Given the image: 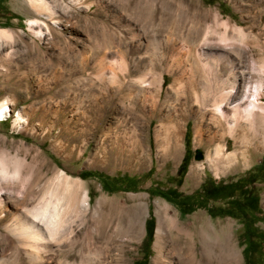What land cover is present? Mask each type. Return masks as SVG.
<instances>
[{"label": "rangeland", "instance_id": "obj_1", "mask_svg": "<svg viewBox=\"0 0 264 264\" xmlns=\"http://www.w3.org/2000/svg\"><path fill=\"white\" fill-rule=\"evenodd\" d=\"M48 9L53 11L52 17H49ZM54 19L57 22H51ZM30 21L34 23L30 24ZM2 29L8 30L12 38H0V72L4 73L10 66L15 71L19 86L6 94L0 93V102L5 95L11 98L8 101V117L0 120V159L11 168L15 158L20 161L26 158L31 167L19 162L21 176L18 178L0 174V217L6 211L5 202L14 204L13 199L30 183L34 186V203L43 204L50 200L52 205L54 198L50 194L57 185L55 175L62 169L71 180L81 181L89 195V210L84 216L78 214L79 209L76 213L66 214L65 221L70 220L65 222L64 235H60L69 236L68 231H71L70 241L60 252L56 244H50L59 253L55 254L57 257L53 256L59 264H153L158 203L168 204L170 214L188 225L204 220L217 225L216 228L224 227L225 233L220 236L229 245L234 244L240 264H264V242L254 233L259 230L264 232V168H259L264 157V144L248 165L239 159L224 171L205 167L197 169L194 176H189L190 166L206 163L209 151V147L197 144L194 135L197 116L184 108L188 118L182 123V143L174 158L158 149L154 137L159 123L157 118L153 117L148 122L146 118L133 117L122 100L128 81L140 76L134 63L140 57L150 58L153 69L164 71V81L159 88V111L166 113L167 101H163L166 94L179 89L176 77L187 80L191 75L188 66L178 67L176 57L190 54L197 57L200 76L195 80V92L198 95L217 89L233 94L237 88L243 89L246 83L254 88L259 86L264 94V0H80L79 3L71 0H0V31ZM238 29L243 36L239 35ZM39 30L41 33L36 34L35 31ZM198 32L200 36L195 39ZM189 38L194 40L191 48ZM105 44H110L104 55L105 63L119 78L110 85L114 88L121 86L116 92H110L107 88L113 87L96 82L95 91L92 90L101 101L98 105L105 103L102 95L110 100L107 108L101 109L104 110L101 128L105 130L112 126L105 151L109 150L115 135L127 127L136 129L144 141V147L137 155L126 153L123 162H117L103 152L99 146L100 133L96 135L94 128L91 129L92 119H77L65 111L64 89L75 87L73 81L77 76L85 80L92 78L97 70V65L92 62L94 50L103 48ZM234 65H237L236 69ZM70 69L78 71L68 79L66 74ZM1 73L0 84L5 79ZM150 74L148 70L146 79L151 78ZM217 78H221L220 82ZM71 91L79 92V89ZM154 93V89H149L147 95ZM90 98L83 100L86 104L84 109L92 103ZM262 100L264 104V95ZM175 105L176 115L180 118L183 108L180 104ZM243 105L245 109L251 107L248 102ZM231 109L223 105L220 107L225 115L232 114ZM17 112L25 115L28 121L16 125L14 119ZM221 143H227L228 151L235 150L233 140L227 135ZM197 154L201 155L200 159L196 158ZM85 172L101 177L82 175ZM250 173H254L256 179L247 188H253L258 195L259 212L234 210V214L238 215L235 217L212 216L204 208L186 212L187 205L180 207L171 195H168L169 198L159 195L171 188L176 189L180 196L204 194V189L211 191L216 185L246 178ZM124 175L134 179L112 182L113 178ZM104 177H107L105 185L108 188L113 190L119 186L121 190H105L101 183ZM69 184L72 187L75 185L73 182ZM9 193L13 194V198L10 199ZM233 197L242 199L238 192ZM98 199L103 200L98 204ZM208 204L214 208L227 206L224 200H209ZM251 216L256 218L252 225ZM130 220H140L142 230L137 231L136 225L132 235ZM103 230L110 235L107 241L97 235ZM0 231L3 232L1 226ZM86 231L94 236L93 242L89 243ZM10 238L13 243L6 245H16L14 237ZM246 238L249 239V248L255 251L247 258L243 244ZM2 246L5 245L0 239ZM89 250L92 254H87ZM46 257L48 260L49 256L42 255L44 260ZM22 260H16L8 251L1 264H36Z\"/></svg>", "mask_w": 264, "mask_h": 264}, {"label": "bare ground", "instance_id": "obj_2", "mask_svg": "<svg viewBox=\"0 0 264 264\" xmlns=\"http://www.w3.org/2000/svg\"><path fill=\"white\" fill-rule=\"evenodd\" d=\"M71 1L75 3L80 2V0ZM47 12L49 13V17L53 13L51 9H48ZM51 22H57V20L54 19ZM33 23V21H30V24ZM35 32L36 34L41 33L40 30ZM238 32H240V36H243L240 29H238ZM199 36L200 32L196 33L195 39H198ZM2 37L11 39L12 34L6 29H2L0 31V38ZM189 41L191 48L194 46V40H190L189 38ZM109 48L110 44H105L103 48L94 50L95 56L92 59V62L97 65V70L92 78L85 80L76 75L77 78L75 77V81H73L74 85L76 84L75 87L69 86L66 90L64 89V100L66 102L65 111L67 110L71 114L70 116L78 117L77 119L84 118L85 121L92 119L93 124H90V126L91 129L92 127L94 128L93 132L96 135L100 133L99 146L103 148V152L114 157L115 161L123 162L126 153L130 152L137 155V152L144 147V141L142 135L136 129L131 130L130 127H127L124 128L122 132H118L119 135H115V139L109 144V150L105 151L106 140L109 132L112 130V126L106 128L107 130L101 128L104 111L101 109H106L110 100L102 95V101L105 103L104 105H98L101 101L97 99V95L94 93V87L96 82H101L107 85V87H113L110 83H113V80L115 82V79L119 80L118 75L112 70V67L105 63L104 55ZM196 59L197 57L195 58L192 54L183 58L176 57L178 67L184 68L186 66L187 68L188 66L191 70V75L187 80H184L181 77H176L175 80L179 85V89L174 91V93L170 92L166 94V98L163 101V103L167 101V108H165L166 113H160L159 104L161 103V99L159 88L164 81V71L162 70L163 72H161V70L158 71L153 69L152 60L150 58L147 60L140 57L134 63V68L139 72L140 76L138 79L129 80L125 87L124 99L122 100H124V104H126V110L133 117L146 118L148 122H150V119L153 117L157 118L159 123L155 127L154 137L158 149L166 154L173 155L174 158L177 157L180 151L182 143L181 137L183 134L182 123L186 122V118H188L186 117V111L197 116V120L194 124V135L197 139V144L209 147V151L206 155V163L192 164V166H190L188 173L189 176H194L197 169H204L205 167H209L215 171L217 170L218 172L224 171L231 165L236 164L239 159L244 162V165L250 164L252 158L258 151H261L264 144L263 92L260 90L259 86L254 88L253 85H248L246 83L243 86V89L240 90L237 88L233 94L228 91L224 92V89L221 90L220 85H217L220 90L216 88L217 90L212 91V93L208 92L206 94L198 95V92H195V88L197 89V87H195V80L200 74L197 69ZM236 66L234 67L235 69ZM238 68L239 67H237V69ZM240 69L242 70L241 67ZM1 70L3 71L4 68ZM148 70L151 72V78L148 77L149 79L147 78V80L146 74ZM75 71H78V69ZM75 71L73 69L69 70V73L66 74L68 75V79L74 77L76 74ZM14 72L15 71H12L10 66L5 69L4 73L0 72L1 76L5 77L4 81L0 84V93L6 94L18 88L19 84ZM243 75L245 74L243 73ZM201 78L203 77L201 76ZM208 78L210 77L208 76ZM217 79L220 82L221 78ZM79 86H81V89ZM120 87L121 86H118V88L113 87V89L107 88V90L110 92H116ZM76 89H79V92L71 91ZM149 89H154L155 93L148 96L147 92ZM92 90L94 91L92 92ZM96 91H98V89ZM112 95L114 96L115 93ZM89 96H91V98ZM180 96H182V101L180 100ZM85 98V101H87V98L93 100L91 104L89 103L88 109H84V105L86 106V104H84L85 102L83 100ZM9 100H11V98L5 95L0 102V120H5L9 115ZM247 102L251 106L248 108L249 110L242 107L244 106L243 104ZM175 104H180L183 108L180 118L176 115L177 109ZM222 105L225 108H232L231 110L233 113L225 115L222 110L220 111ZM230 105L232 106L230 107ZM185 107H187L188 110L186 109L185 111ZM26 121H28V118L25 117V115H22L20 112L16 113L14 119L16 125H21V122ZM226 135L233 140L235 150L228 151L227 143H221ZM19 162L30 166V164L26 163V158H24L23 161L15 158L12 161L11 168H9L10 166H8L5 161H1L0 159V174L3 177L9 175V177L12 176L18 178L21 168ZM55 179L57 185H54L55 188L50 194V197L52 196V198H54L52 200V205H50V200L44 202V196V198H42L44 199L43 204L34 203L32 197L34 186L32 183L13 199V201L15 200L14 204H9V201L5 202L4 207L6 211L4 216L0 217V226L3 229V232L0 231V239L5 245L0 247V264L8 251L10 255H14L16 260L23 259L22 261L24 263L59 264L53 260V256L57 252L56 249L50 246V244H54L53 246L56 244V247L58 246L59 248L57 249L59 252L62 247L67 245L68 241H70L69 236L72 232L68 231V234L70 235L68 236L66 234V237L60 235L61 233L64 235L63 231L65 230V222L70 220L68 219L65 221V216L67 213L72 211L75 212L78 209V214L81 213L83 216L87 215L86 213L89 210V195L83 188L79 179L71 180L62 169L57 171ZM71 182L75 184L73 187L72 184H69ZM8 196L10 199L13 198V194L9 193ZM103 199H98L97 203H101ZM31 201L32 204H30ZM157 209L158 223L155 229L153 244L155 251L152 258L153 264H240L239 253L235 249L234 244L231 243L229 245V242L220 236L221 233H225L224 227L216 228L217 225L213 226L204 220L195 221L196 223L188 225L185 222H181L176 215L170 214L169 206L166 203H158ZM70 215L71 214H69V218ZM136 225L138 226L137 231L142 230L140 227V220H133L129 224L132 235L135 234L134 229ZM213 232L215 233V236L212 237ZM141 233L142 232H140V234ZM85 235L88 237L89 243L93 242L95 239L89 231H86ZM97 235H99V239H102L103 241H107L110 238V235L104 230ZM11 236L14 237L16 245H6L11 242L13 243V240L10 238ZM90 253L91 251L89 250L87 254ZM42 255L49 256V259L47 260L46 257L45 260L47 261H45L42 258ZM55 257L57 256L55 255ZM68 264L75 263L69 262Z\"/></svg>", "mask_w": 264, "mask_h": 264}, {"label": "trees", "instance_id": "obj_3", "mask_svg": "<svg viewBox=\"0 0 264 264\" xmlns=\"http://www.w3.org/2000/svg\"><path fill=\"white\" fill-rule=\"evenodd\" d=\"M182 164L180 165V167ZM264 168V157L262 159V164L259 166V168ZM84 176L86 175H92L96 177H101L99 174L92 173V172H85L82 174ZM134 179V177L131 176H121L118 178H113L112 182L117 181H130ZM256 179V176L254 173H250L246 178L238 179L234 182H230L228 184H221L216 185L212 188L211 191H208L204 189V194L197 193L195 195H183L180 196V194L177 192L176 189H169L167 192H160L159 195H162L165 198H169L168 195H171L175 199V203L179 205L180 207L185 204L189 208L186 210V212H191L195 210L196 208H204L210 215L212 216H231L235 217L238 216L237 214H234V210H238L241 213L246 212V210H251L253 212H259L260 211V205H259V197L254 192L253 188H247V185L252 184ZM107 181V177H104V179H101L102 186L105 190L108 191H116L121 190V188L115 187L113 190L108 188L105 185V182ZM134 188V187H133ZM238 192V195L242 197L240 199L239 197H233L234 194ZM180 196V197H179ZM178 198V200H177ZM209 200H224L227 202V206L218 205L215 208L210 206L208 204ZM183 211V210H182ZM243 216L245 217L246 214ZM252 218V224L256 221V218L251 216ZM150 223V221L148 222ZM255 237L259 238L264 242V232L258 231L254 232ZM149 235H151V232H149ZM248 238H246L243 242L245 244L244 248V255L247 258L249 254L255 252L253 249L249 248L248 244Z\"/></svg>", "mask_w": 264, "mask_h": 264}, {"label": "water", "instance_id": "obj_4", "mask_svg": "<svg viewBox=\"0 0 264 264\" xmlns=\"http://www.w3.org/2000/svg\"><path fill=\"white\" fill-rule=\"evenodd\" d=\"M196 158L197 159H200L201 158V155L200 154H197Z\"/></svg>", "mask_w": 264, "mask_h": 264}]
</instances>
